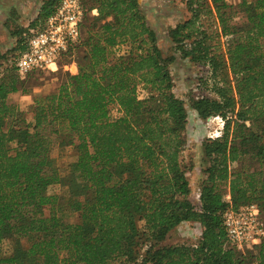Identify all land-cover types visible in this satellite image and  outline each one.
<instances>
[{
  "label": "trees",
  "instance_id": "trees-1",
  "mask_svg": "<svg viewBox=\"0 0 264 264\" xmlns=\"http://www.w3.org/2000/svg\"><path fill=\"white\" fill-rule=\"evenodd\" d=\"M58 1L43 0L30 28ZM88 1L63 62L77 71L54 90L27 92L42 70L22 77L12 63L29 28L4 67L0 55V264H264V239L227 249L223 225L227 209L248 203L264 216V0H185L189 16L168 30L177 55L208 68L199 81L213 95L188 105L223 120L201 142L199 204L182 158L188 112L173 91L175 54H163L137 0ZM18 91L31 95V120L8 101ZM55 144L76 151L64 176ZM54 183L60 194L47 192ZM181 223L196 226L197 242L162 245Z\"/></svg>",
  "mask_w": 264,
  "mask_h": 264
},
{
  "label": "rangeland",
  "instance_id": "rangeland-1",
  "mask_svg": "<svg viewBox=\"0 0 264 264\" xmlns=\"http://www.w3.org/2000/svg\"><path fill=\"white\" fill-rule=\"evenodd\" d=\"M143 11L147 23L156 34L157 44L164 55L175 54L176 59L170 65L173 80V91L183 98L187 106V124L184 131L186 143L182 153L184 163L188 166L187 178L190 185V199L197 204L195 193L198 191L203 174L202 167L205 165L202 157L201 142L207 137H217L221 134L222 122L216 118L203 120L199 118L194 110L188 105V100L199 94L212 96L209 91L210 84H203L200 91L195 88L200 76H208L206 68H198L174 52V44L171 41L168 30L180 21L189 16L185 6V0H137ZM229 3H236L239 0H227ZM43 0H0V55H4L2 66L7 65V60L17 49V40L25 28H30L31 23L39 13ZM88 6L89 1L85 0ZM90 16H92L90 14ZM66 72L63 67L57 71H42L34 73L27 78L25 83L27 92H49L54 90L63 74ZM201 83V82H200ZM36 85V87H35ZM34 87V88H33ZM18 91L10 94L8 101L17 104L26 113V118L31 120L29 106L32 103L31 95ZM54 164L61 176L66 175L75 161L76 151L72 146H58L55 144L51 151ZM233 167H236L233 164ZM63 187L59 183L50 185L47 189L49 194H60ZM66 221L75 223L79 221L78 215L66 213ZM198 229L194 225L181 223L173 229L161 244L179 245L195 244L198 240ZM6 248L8 245L6 243ZM142 250H138L140 254Z\"/></svg>",
  "mask_w": 264,
  "mask_h": 264
},
{
  "label": "built area",
  "instance_id": "built-area-1",
  "mask_svg": "<svg viewBox=\"0 0 264 264\" xmlns=\"http://www.w3.org/2000/svg\"><path fill=\"white\" fill-rule=\"evenodd\" d=\"M86 10L85 0H59L48 17L23 32V47L12 60L16 72L24 77L34 71L54 72L63 67L70 73H76L74 62H63L68 50L80 41ZM91 14L97 15V9L93 8ZM197 67L206 68L208 72L206 66ZM201 86L200 81L195 84L199 91ZM203 94L196 97H202ZM213 118L219 119L223 124L220 117ZM195 197L198 200V191ZM197 203L199 204L198 201ZM223 225L226 234L224 247L227 249L243 251L258 245L264 239V216L255 203L227 209L223 214Z\"/></svg>",
  "mask_w": 264,
  "mask_h": 264
},
{
  "label": "water",
  "instance_id": "water-1",
  "mask_svg": "<svg viewBox=\"0 0 264 264\" xmlns=\"http://www.w3.org/2000/svg\"><path fill=\"white\" fill-rule=\"evenodd\" d=\"M209 119V118H208Z\"/></svg>",
  "mask_w": 264,
  "mask_h": 264
}]
</instances>
